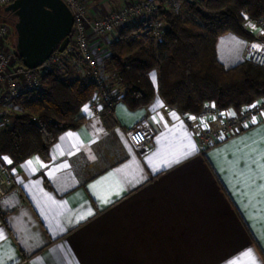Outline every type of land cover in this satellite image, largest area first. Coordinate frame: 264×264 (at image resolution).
<instances>
[{"label":"crops","instance_id":"crops-1","mask_svg":"<svg viewBox=\"0 0 264 264\" xmlns=\"http://www.w3.org/2000/svg\"><path fill=\"white\" fill-rule=\"evenodd\" d=\"M85 1L98 12L105 0ZM89 38L110 66L109 42L91 31ZM247 44L233 32L220 35L217 60L225 68L243 62ZM150 77L156 85V72ZM110 79L121 97L114 72ZM120 97L111 124L85 102L82 123L61 132L46 158L13 163L17 188L0 200V261L264 264V120L202 151L195 115L159 94L134 110ZM141 121L151 139L138 148L125 131Z\"/></svg>","mask_w":264,"mask_h":264},{"label":"trees","instance_id":"trees-1","mask_svg":"<svg viewBox=\"0 0 264 264\" xmlns=\"http://www.w3.org/2000/svg\"><path fill=\"white\" fill-rule=\"evenodd\" d=\"M181 10L161 11L166 29L160 40L138 22L123 27L119 40L110 43L109 63L123 103L132 110L143 108L159 94L178 112L197 115L207 101L238 112L263 98L264 68L248 60L225 68L217 60L215 47L218 37L227 32L251 40L242 12L264 21V0H195L182 2ZM9 16L0 7V22H9ZM67 65L55 66L43 75L45 91L24 94L25 111L12 116L11 123L0 130V154L8 155L13 163L33 154L46 158L61 132L82 123L80 108L94 86L87 70L71 79L68 69L64 70ZM153 71L156 85L150 77ZM109 113H102L108 125L112 123Z\"/></svg>","mask_w":264,"mask_h":264},{"label":"built area","instance_id":"built-area-1","mask_svg":"<svg viewBox=\"0 0 264 264\" xmlns=\"http://www.w3.org/2000/svg\"><path fill=\"white\" fill-rule=\"evenodd\" d=\"M12 1L0 0V7ZM63 1L71 10L74 19L70 41L64 51L52 53L36 68H27L17 61L15 50L9 45V24L0 22L1 129L11 123L12 116L25 111L22 104L23 95L43 93L45 86L42 76L52 70L53 67H62L65 64L77 68L86 67L89 82L94 86L92 95L86 100L88 111L99 116L104 111L111 112L115 98L120 97V95H117V92L112 89L111 81L104 74L102 64L95 57L89 31L111 43L119 40L120 27L143 22L151 34L160 40L166 29L161 11L178 13L182 9V2L191 3L195 0H131L118 11L97 19L89 17L87 8L81 0ZM245 17L255 25L256 31H259H254L253 38L248 41L244 50L245 60L264 68V21L252 18L247 14ZM223 114V109L211 102L205 104L202 111L195 115L199 122L204 119H211L217 123L214 127H205L196 131V140L202 151L227 139L236 131L264 120V97L244 105L238 112L233 110L225 118H222ZM125 133L138 148L145 147L151 139L150 127L144 121L128 128ZM12 166L11 158L8 155L0 154V200L11 189L17 188ZM3 223L0 210V225Z\"/></svg>","mask_w":264,"mask_h":264},{"label":"water","instance_id":"water-1","mask_svg":"<svg viewBox=\"0 0 264 264\" xmlns=\"http://www.w3.org/2000/svg\"><path fill=\"white\" fill-rule=\"evenodd\" d=\"M15 16V52L27 68L38 67L70 41L73 14L63 0H13L2 7Z\"/></svg>","mask_w":264,"mask_h":264},{"label":"rangeland","instance_id":"rangeland-1","mask_svg":"<svg viewBox=\"0 0 264 264\" xmlns=\"http://www.w3.org/2000/svg\"><path fill=\"white\" fill-rule=\"evenodd\" d=\"M81 1L86 6L87 12L89 14V17L91 19H97V18H103L105 16H108L111 13H114V12L118 11L125 4L129 3L131 0H113L114 3H112V4H111L110 0H105L102 5H96V7L99 6V10L100 11H98V12H96L95 10H93L92 9L93 7L89 8V6H87V3H86L85 0H81ZM181 12H183V11L181 10ZM242 14L244 16V22H243L244 28H246V30H248L252 35H254V33H255L254 31H256L255 25H253V23H250V21L246 19V17H245V14H247L246 12L243 11ZM13 21H15V19ZM13 21L9 20V22H6L7 24H9V29H8V32L9 33L8 34H9V41H10V44L9 45H10L11 48H13V46L15 44V39H16V33H15L14 27L12 25V22ZM120 29H122V27H120ZM256 32H259V31H256ZM95 36H96V38H99V36H97V35H95ZM249 40L250 39H247V41H249ZM95 57L102 64V66L104 68L103 69L104 70V74L107 76L108 80L109 81H112V79H110V78L112 77L114 70L111 67V65L110 66H108V65L106 66V63L103 60L99 59L96 54H95ZM110 68H112L113 72H112V70ZM65 69H69L68 71H69V76H70L71 79H75V78H78L80 76H83L80 73L78 74V72H77L78 70H76L72 66L71 67H68V66L66 67L65 66L64 70ZM64 70L62 69L61 71H64ZM114 86H116V84L114 83V85H113V81H112L111 82V87H112V89L115 90L116 88ZM209 103H211V101L205 102L204 105L205 104H209ZM232 112H233L232 109H225V110H223V113L224 114H223V117L222 118L227 117ZM200 123H202V124L200 125V127L198 129L205 128V127H214L217 124L216 122L212 121L211 119H204V120L200 121Z\"/></svg>","mask_w":264,"mask_h":264},{"label":"snow or ice","instance_id":"snow-or-ice-1","mask_svg":"<svg viewBox=\"0 0 264 264\" xmlns=\"http://www.w3.org/2000/svg\"><path fill=\"white\" fill-rule=\"evenodd\" d=\"M153 81H155V75H154V74H153ZM85 110H87V109H85ZM9 163H10V161H9ZM29 164H31V161H29ZM245 255H246V256H249V257H252V252H251V250L249 249V250L245 253ZM0 264H3V262L0 261ZM251 264H256L254 258L252 259Z\"/></svg>","mask_w":264,"mask_h":264},{"label":"flooded vegetation","instance_id":"flooded-vegetation-1","mask_svg":"<svg viewBox=\"0 0 264 264\" xmlns=\"http://www.w3.org/2000/svg\"><path fill=\"white\" fill-rule=\"evenodd\" d=\"M14 19H15V16L12 13H10L8 20L13 21ZM14 46H15V44H14ZM14 50H15V48H14Z\"/></svg>","mask_w":264,"mask_h":264}]
</instances>
